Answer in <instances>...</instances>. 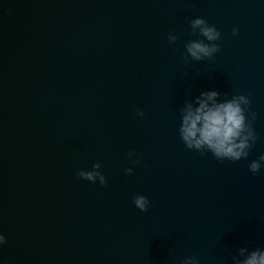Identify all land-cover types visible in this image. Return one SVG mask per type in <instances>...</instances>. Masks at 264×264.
Here are the masks:
<instances>
[{
	"label": "water",
	"instance_id": "1",
	"mask_svg": "<svg viewBox=\"0 0 264 264\" xmlns=\"http://www.w3.org/2000/svg\"><path fill=\"white\" fill-rule=\"evenodd\" d=\"M196 17L221 33L201 62ZM212 90L249 97L247 159L181 141L180 110ZM262 154L264 0H0V264H233L264 248ZM95 162L106 187L76 176Z\"/></svg>",
	"mask_w": 264,
	"mask_h": 264
},
{
	"label": "clouds",
	"instance_id": "2",
	"mask_svg": "<svg viewBox=\"0 0 264 264\" xmlns=\"http://www.w3.org/2000/svg\"><path fill=\"white\" fill-rule=\"evenodd\" d=\"M189 27L193 35L203 39L190 40L185 44V59L190 58L197 62L212 59L220 51V45L217 43L221 39L220 31L202 17L190 19ZM238 34L239 29L234 27L232 35ZM178 39L176 34L169 33V44L174 45ZM220 96L221 93L215 90L202 92L195 101L198 107L193 108V105L188 103L180 110V139L187 149H194L202 154L210 152L218 160L247 159L249 149L257 139L252 123L246 117V111H249L251 121L256 119V113L249 110L251 101L248 96L239 94L217 102ZM208 101H212L211 107ZM136 115L144 118L145 114L138 109ZM141 155L128 153L132 166L123 170L125 175H132L133 167ZM133 156L137 159L133 160ZM262 167H264V154L248 165L249 171L253 174L259 173ZM101 168V163L95 162L91 170H79L76 176L91 183L99 182L100 186L106 187L107 179ZM132 202L141 212L148 211L150 201L146 196L136 195ZM5 243L6 237L0 234V246ZM232 262L233 264H264V248L250 251L247 246L239 247L236 249V255L232 257ZM179 264H200V259L197 255L186 256L179 261Z\"/></svg>",
	"mask_w": 264,
	"mask_h": 264
}]
</instances>
